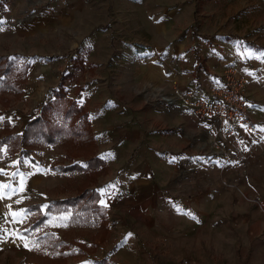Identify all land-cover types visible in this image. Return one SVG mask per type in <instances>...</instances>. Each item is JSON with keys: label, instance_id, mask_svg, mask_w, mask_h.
Returning <instances> with one entry per match:
<instances>
[{"label": "rangeland", "instance_id": "1", "mask_svg": "<svg viewBox=\"0 0 264 264\" xmlns=\"http://www.w3.org/2000/svg\"><path fill=\"white\" fill-rule=\"evenodd\" d=\"M0 28V264H264V148L202 140L182 99L264 60V0H0ZM59 98L88 136L31 124Z\"/></svg>", "mask_w": 264, "mask_h": 264}, {"label": "built area", "instance_id": "2", "mask_svg": "<svg viewBox=\"0 0 264 264\" xmlns=\"http://www.w3.org/2000/svg\"><path fill=\"white\" fill-rule=\"evenodd\" d=\"M245 78L236 68H231L223 76L222 82L207 89V97L192 102L190 97H182L185 104L194 108V113L212 116L222 127L243 126L249 133L258 130V122L251 114L249 102L244 95ZM167 100L170 98H161ZM172 99H176L175 96Z\"/></svg>", "mask_w": 264, "mask_h": 264}, {"label": "crops", "instance_id": "3", "mask_svg": "<svg viewBox=\"0 0 264 264\" xmlns=\"http://www.w3.org/2000/svg\"><path fill=\"white\" fill-rule=\"evenodd\" d=\"M132 7L133 8L131 9V15H133L135 19L137 18L140 19V16H142V8L138 4H135ZM235 63H236L238 73L241 76H243L245 79L248 80V77L250 76L249 79L250 78H252L253 80L255 79L258 84L259 82H261V76H264V60L258 59L256 54L252 56L249 62L250 67H245L249 65L247 64L248 62H245V60L242 58L241 54L238 57L236 56ZM205 70L207 74H210V66H208L207 63H206ZM212 81L213 80L209 81L210 83L209 85L214 84V83H211ZM262 98H257L255 101H250L248 99L252 116L259 123L258 130L254 133H249L243 126L235 125V128L233 129V131L230 132V135H231L230 139L233 142V144H236L235 146L237 149L244 148L246 149V152L249 151L251 153L253 151L254 152L262 151V148H264V145L262 143H259V140H258V139H261L260 142H264V99ZM217 127L218 126L216 124V120L213 117H210V116L202 117V120L199 121V125H198V128L202 131L200 138L202 140L204 139V141L210 142V139L214 135H216V133L219 131ZM221 133L220 134L218 133L220 139H221ZM255 138L256 140L254 141L255 143L253 144H250L248 146L245 144H242V142H249V140L251 142ZM231 161L233 162L238 161L237 156L236 158L234 157L231 158ZM250 169H251L249 170L250 174L246 176V182L247 180H249L250 182L257 180L255 179V177L259 174V172H262L260 171L262 169V166H256Z\"/></svg>", "mask_w": 264, "mask_h": 264}, {"label": "trees", "instance_id": "4", "mask_svg": "<svg viewBox=\"0 0 264 264\" xmlns=\"http://www.w3.org/2000/svg\"><path fill=\"white\" fill-rule=\"evenodd\" d=\"M15 91H16V94L18 95L21 92V89L18 90V92H17V90H15ZM58 100H60V101H58L59 103H57L55 105V108H49L50 114H51V111L53 110V115L52 116L49 115L50 117H46V119L44 121H42L43 115L40 114V115L36 116L33 120H31V124L34 123V122H37L38 123V127L35 126V128L37 127V129H40V132L42 131V133H44L43 135L46 136V137H49V139H51V136H50L51 133H55V134H57V133H59V134L68 133L73 138V140L78 139V138L83 137V136L85 137V135L88 136L87 132H86V134H84L82 132L83 129L79 128V127H81L80 126L81 124H80L79 121H77L76 123H73V122L70 123L69 124V128H68V126L62 124L64 122H66L68 119L75 120L76 116H71V114H72L71 111L73 110V107H70V105H69V107L68 106L67 107L64 106L65 102L61 101V98H59ZM44 108H46V107H44ZM85 117H86V115H85ZM85 123H87V122H85ZM87 124H89V122ZM85 127H86V125H85ZM87 130H89V129L87 128ZM89 135H91V134H89ZM16 137L17 138L21 137V139H22L21 135H18ZM66 137H68V136H66ZM66 201L70 202L69 200H66ZM66 201L65 200H60L59 203H61V202L65 203ZM95 202H96V204H95L96 208L95 209H99L101 212H103L104 208H103V206L101 204H99L97 202V198L95 199ZM73 207H74L73 204L72 205H68L67 208H69L70 210H67V212H69L70 222H72V224H75L76 221H79L81 219V216H82V213H83L81 211H85L86 208H87V205L83 206L82 208L79 207V208H76V209H72ZM62 212H64V211H62ZM82 217L83 218L86 217L85 214ZM46 234H47V237L49 236V238H51V240H52L51 236L53 235V233L52 232H47ZM51 240L48 241L47 244L44 246V247H46L45 250L48 253L52 254V252H53V253H62L63 255H66L68 253H72L73 252V249H74L75 246L74 247L69 246L68 242L66 243L62 239L61 240H56V241H53V242H51ZM58 248H62V249H58Z\"/></svg>", "mask_w": 264, "mask_h": 264}, {"label": "snow or ice", "instance_id": "5", "mask_svg": "<svg viewBox=\"0 0 264 264\" xmlns=\"http://www.w3.org/2000/svg\"><path fill=\"white\" fill-rule=\"evenodd\" d=\"M0 30H3L2 28H0ZM3 118L2 117H0V120H2ZM3 170H0V172H2ZM22 182H23V177L21 178V188L19 189L20 191H23V184H22ZM8 186L7 185H0V189H3V188H7ZM101 191H103V190H101ZM3 197H2V195H0V199H2ZM17 203H19V201H17ZM101 203H103V201H101ZM13 215H17L16 213H13ZM188 215H191V213H188ZM63 219H67V217H64ZM129 235H131V234H129ZM21 239H23V237H21ZM25 246H27V245H25Z\"/></svg>", "mask_w": 264, "mask_h": 264}]
</instances>
